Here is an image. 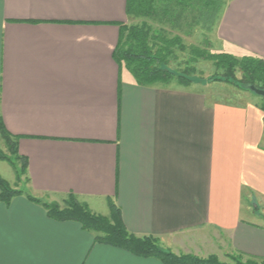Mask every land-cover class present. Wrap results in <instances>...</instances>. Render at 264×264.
Returning <instances> with one entry per match:
<instances>
[{
  "label": "crops",
  "instance_id": "obj_1",
  "mask_svg": "<svg viewBox=\"0 0 264 264\" xmlns=\"http://www.w3.org/2000/svg\"><path fill=\"white\" fill-rule=\"evenodd\" d=\"M128 23L127 0H0V142L28 161L21 179L0 161L24 193L0 202V264H163L28 198L69 195L103 217L114 204L176 255L206 258L216 234L215 248L264 258L263 109L201 81L138 85L113 57ZM211 36L264 60V0H229Z\"/></svg>",
  "mask_w": 264,
  "mask_h": 264
},
{
  "label": "trees",
  "instance_id": "obj_2",
  "mask_svg": "<svg viewBox=\"0 0 264 264\" xmlns=\"http://www.w3.org/2000/svg\"><path fill=\"white\" fill-rule=\"evenodd\" d=\"M227 5L228 2L224 3L223 0H127L129 21L135 19L141 22L131 26L119 25L121 38L113 54L114 60L120 67L126 68L140 86L167 85L173 80L188 86L194 81L189 75H194L196 71L189 68L180 73L170 69V59L174 57L175 49L186 50L181 38L172 36L171 32L185 37L192 36L197 29L214 32ZM204 44L210 47L208 42ZM190 52L195 60L213 62L218 70L224 71L227 78H233L236 72L240 73L241 82L248 85V92H251V87L264 90L263 59L254 56L237 59L227 53L211 54L199 48H191ZM262 109L264 111V107ZM1 134L16 159L23 161L26 175L28 161L19 155L17 139L4 131ZM0 161L9 162L15 170V163L4 159L1 154ZM18 177L20 179V174ZM0 192V202L5 204H9L14 197L24 195L22 191L12 189L1 177ZM28 198L42 205L49 218L59 222H77L85 231L95 235L97 243L125 250L137 257L157 259L163 264H225L215 257L200 259L177 256L165 251L157 238L132 235L114 204H110L109 217H103L94 214L74 195L67 197L63 207ZM239 255L242 258H232L230 264H264V258Z\"/></svg>",
  "mask_w": 264,
  "mask_h": 264
},
{
  "label": "rangeland",
  "instance_id": "obj_3",
  "mask_svg": "<svg viewBox=\"0 0 264 264\" xmlns=\"http://www.w3.org/2000/svg\"><path fill=\"white\" fill-rule=\"evenodd\" d=\"M228 1L229 0H223L224 3H227ZM140 22L141 20L133 19L130 20L127 25L128 26L136 25L139 24ZM199 30H202V32H200ZM211 33L203 29H197L192 36L185 37L176 32H171L172 36H178L181 38L182 44L184 45L186 50L177 49V48L175 49L174 51L175 55L170 59V69L175 72L179 71L180 73L182 71L184 72V70L189 68L195 69L196 72L194 73V75H189V77L192 80L201 81L202 83H207V84H214L215 86L219 87V93H221L222 95H225L227 97L230 96L232 98L235 97L240 100L248 98L251 101L257 103L261 108L264 107V101L260 97L246 90V87L248 85L245 86V84L241 82L242 76L240 73L236 72L233 78H227L224 74V71L218 70L213 62L204 61V60H195L190 55L191 48H199L201 50L206 49L211 54L226 53L223 50H221V48L217 45V42L214 40V38H211L212 37ZM206 42L209 43L210 47L205 46L204 43ZM232 56L236 57L237 59H242L243 57H246L242 55L240 56L232 55ZM0 154L3 155L4 159L7 158L15 163L16 166L15 170L17 171L16 175L20 174V179L25 176L24 175L25 172L23 170V161H18L16 159V156L13 154V152H11L8 149V146L5 142L4 143L0 142ZM1 165H2L1 167L5 169L1 171L7 178H9L8 176H10L12 173H15L14 168L11 166L9 162L2 161ZM10 187L15 190V187H12L11 185ZM66 199L67 197L64 199H59L56 197H47V198H43V200L41 201L49 205L56 204L63 207ZM214 235L212 237L206 236L207 239H204L210 241V244L208 245L209 247L207 249L209 255L206 258L198 257L195 254L183 253V252L177 256H194L200 259H208L210 257H215L220 262L225 264H230L232 262V258H236V259L242 258V256L235 253L234 251H230L229 249L228 250L224 249L221 246L217 245V247L215 248L216 243H214V239L216 238L214 237ZM160 246L165 251H169L173 253L169 248L166 247L164 243L163 244L160 243ZM187 248L188 245L185 246L183 250L186 251ZM244 260H246V258H244Z\"/></svg>",
  "mask_w": 264,
  "mask_h": 264
},
{
  "label": "water",
  "instance_id": "obj_4",
  "mask_svg": "<svg viewBox=\"0 0 264 264\" xmlns=\"http://www.w3.org/2000/svg\"><path fill=\"white\" fill-rule=\"evenodd\" d=\"M250 91H251L254 95H256V96H258V97L264 99V90L257 89V88H255V87H251V88H250Z\"/></svg>",
  "mask_w": 264,
  "mask_h": 264
}]
</instances>
